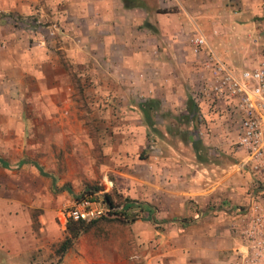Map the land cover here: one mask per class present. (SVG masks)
<instances>
[{"label": "crops", "instance_id": "obj_1", "mask_svg": "<svg viewBox=\"0 0 264 264\" xmlns=\"http://www.w3.org/2000/svg\"><path fill=\"white\" fill-rule=\"evenodd\" d=\"M187 1H190V5L197 6L198 10L194 15ZM249 1L252 0H244ZM211 3L212 0H156L152 4L146 2L144 6L127 8L123 0H0V65L7 86L6 91H0V103L18 106L21 104L20 100L28 94L41 97L62 96V100L70 97L72 84L67 79L61 55L73 67L81 69L77 71V77L81 85L90 90L94 103L107 100L120 105L129 104L134 98L141 101L151 99L159 103L157 109L152 111L153 116L160 110L177 112L175 101L178 102V96L181 97L180 112L192 122L193 118L190 119L193 115H189L186 110L188 97H182L184 91L188 90L197 105V115L200 110L207 121V130L203 134L206 148L204 152H229L243 158L240 161L214 164L204 162L184 166L186 182L192 179L197 181L199 178L202 181L198 188H191L184 193L195 198L202 215V210L210 208L213 200L219 203L217 211L221 215H224V209L229 212L234 207H244L255 193V176L243 166L245 152L238 145L241 116L235 101L212 92V86L218 79L213 71L211 58L222 62L235 75H240V72L230 66L237 62L230 60L224 48L229 43L233 29H249L250 20L248 24L237 20L238 16L245 17L242 13L247 12L245 14L249 18L261 17L264 22V0L258 15L255 11L239 10L235 22V19L228 17L229 7L225 2L206 9ZM15 15L30 16L33 19L32 26L17 23ZM40 23L45 26L38 25ZM205 23L212 27V38L220 41V47L214 48L213 52L210 50L207 53L209 61L207 59L204 63L201 57L206 49L195 53L193 40L203 36L201 33ZM194 30L197 33L192 36L190 32ZM190 35L192 43L187 38ZM17 36L19 41L24 40L20 41L24 44L22 51L17 49ZM28 77L33 78L36 86L31 93H27L23 85L24 78ZM197 79H200L199 83ZM52 116L55 117L51 112L26 113L21 110L0 113L5 121L0 124V137H15V140L9 139L6 142V147L0 146V159L9 165L8 168L0 165V186L3 189L0 191V264L83 263V259L75 255V243L59 257L53 253L60 243H36L33 239V226L35 228L37 225L39 232H44L47 229L44 225L48 221L47 217L52 215V210L48 208V200L52 199L49 187L52 191L59 189L71 194L70 187L63 186L67 181L74 186L78 185L77 177L74 174L61 177L55 173H47L42 167V161L38 164L25 161V164L18 167L24 161L19 160L21 156L12 159L5 154L7 151H14L23 153L22 157H32L33 150L37 148L40 151H52V146H56L59 151L68 142L78 161L77 170L73 172L77 176H87L90 168L95 166L90 155L94 144L89 130L47 128L36 122L37 119L51 120ZM58 118L63 116H56L55 119ZM38 136L49 137L45 145L43 138L37 140ZM193 140V137L189 140L191 144L196 143ZM12 165L17 171L5 174ZM36 166L46 175H42ZM171 166L167 178L169 192L176 184L171 176L175 164ZM103 168L105 169L103 165L102 169L99 166L98 170ZM127 168H134V164L127 165ZM151 170L153 172L146 182L159 187L160 174L155 173L152 168ZM48 174L53 175L51 181L43 178ZM8 177L12 190L5 191L2 183ZM127 179L132 186L126 184L123 191L136 192L133 186L140 184L138 177L129 174ZM130 198L145 200L142 203H147L138 189ZM1 201L8 202L1 204ZM145 214L143 220L152 218L153 213L150 216L147 213L138 215ZM58 219L65 225L61 212ZM171 220L187 224L185 219L177 218L165 219L163 223H173ZM215 223L212 225H215L216 232L211 235L214 237H208L204 224L199 228L205 243H137L140 250L136 255L138 264H232L236 250L242 248V243L231 232L229 218L221 216ZM208 238L213 243H208ZM148 244H152V248L157 250L142 251ZM113 257L114 253L109 250L103 259L107 260V264H116L110 260ZM121 258L124 259V255Z\"/></svg>", "mask_w": 264, "mask_h": 264}, {"label": "rangeland", "instance_id": "obj_2", "mask_svg": "<svg viewBox=\"0 0 264 264\" xmlns=\"http://www.w3.org/2000/svg\"><path fill=\"white\" fill-rule=\"evenodd\" d=\"M142 1L152 4L156 0ZM188 2L191 13L194 15L197 13L196 10L198 8L190 5V1ZM221 2H225L229 7L228 17L235 19L234 22L239 15L237 14L239 10L255 11L258 15L259 8L263 7V0L262 2L261 0L249 2H244V0H212V3L206 9L220 6ZM245 13L247 12L242 13L245 17L238 16L237 20L245 24H248V20H250L249 29L244 31L233 29L229 43L224 48L226 49L225 54L230 60L237 62L236 65L230 66L240 72V74L243 71L258 68L264 56L263 18L258 16L249 18ZM14 19H16L17 23L21 22L32 26L31 21L33 19L30 16L15 15ZM38 25L45 26L43 23ZM203 27L204 34H201L205 38L207 46L201 60L205 63L209 57L207 53L213 52L216 47H220V41L212 38L213 29L209 24L205 23ZM196 33L197 31L195 30L190 32L192 36ZM191 35L187 38L192 43L193 38ZM213 36H215V32ZM20 41L24 42V40ZM20 41L17 36V49L22 51L24 44ZM60 58L67 72V79L72 84L70 97L62 100V96L41 97L28 94V96H22L23 99L20 100L21 104L18 106L6 102L0 103V113L10 110H21L26 113L51 112L55 115V117L52 116L53 119H37L36 122L42 123L47 128H86L89 130L90 138L94 144V149L91 150L90 155L94 160L93 165H95V168L91 167L87 176L86 174L77 176L73 172L77 170L78 161L76 160V153L73 152L68 142L62 150L59 148V151L56 146H52V151H40V148H37L33 150L32 157H22L23 153L21 152L7 151L5 153L12 159L21 156L19 160L30 163L38 164L42 161V167L47 173H55L61 177L74 174L79 182L75 186L70 181L65 182L63 187H70L71 194L66 191V193H63L64 191L59 189L52 191L51 187H49L52 199L48 200V208H50V211L52 210V215L48 216L49 219L47 217L48 221L44 224L47 229L44 232H39L37 225L35 228L33 226L34 241L36 243H62L66 238L71 237L66 229L67 227L60 223L58 217H60V212L66 211L67 207L81 195L89 196L85 192L88 190L87 187L99 189L93 195L97 200L104 201L105 196L110 195L113 202L118 206L114 208L108 217L81 224L84 230L73 240V243H75V255L83 259L82 264H107V260L103 259V257L109 250L114 253V257L110 259L113 263L138 264L139 260L136 259V255L140 250L137 243H205L199 232V228L203 224L206 226L205 230H207L208 237H214L211 235L215 234L216 228L212 224L221 216L226 218L227 216H224L226 215L225 213L221 215L217 211L220 206L216 200L212 201L210 208L202 210L204 212H202L203 215L201 214L199 204L195 202V198L187 196V193L184 192H189L191 188H198L199 182L202 181L199 178L197 181L192 179L190 182H186L184 180L186 172L184 166L189 167V165L204 162L214 164L232 160L240 161L243 156L239 154L233 156L229 152H204L206 148H204L203 134L207 130V121L204 120L200 110L198 115L195 114L196 116L192 122L188 121L184 114L180 112L181 105L179 103L181 97H176L178 98V102L175 101L177 103L175 106L177 112L167 113L160 110L154 113V118L152 117L153 126H148L145 123L138 107L139 103L142 102L139 98H134L129 104L116 105L107 100L94 103L90 90L83 87L77 77V71L81 69L73 67L64 55H61ZM3 77V68L0 65V91L7 89ZM199 81L200 79H197L198 83ZM34 83L33 78H24V90L27 93H31L36 88ZM183 96L186 99V97H191L192 95L186 90ZM60 115L63 118L55 119L56 116L59 117ZM3 122L5 121L0 117V124ZM192 137L194 138L193 142H196L194 144L189 141ZM36 138L37 140L43 138L45 145V141L49 137L38 136ZM9 139L13 141L15 137H8L7 135L0 137V146L6 147L5 144ZM237 153H239V150ZM173 163L175 166L172 175H170L176 180V184L170 188L169 192L167 191V178ZM129 164H134V168L128 169L127 165ZM13 165L7 169L8 172L4 173L11 174L17 171V168ZM102 165L105 169L98 170L99 166L102 169ZM151 168L155 173L160 174L159 187H153L146 182L147 177L153 172ZM194 169L192 168V170ZM52 174L43 176V178L51 181ZM129 174L138 177L140 184L133 186L136 192L125 193L123 187L130 182L127 179ZM8 179L9 177L6 180L3 179L2 186H4L5 191L12 190ZM129 185L130 187L132 186L131 183ZM130 187H128V190ZM137 189L144 195V199H147V203L152 206L153 214L150 220L142 219L146 217V214L137 217L133 210H130L128 215L122 214L121 208L127 198L137 203L145 202V200L130 198L132 193H137ZM1 190L3 189L0 186ZM5 202L8 201H1V204ZM172 218L185 219L187 224L182 225L179 221L163 223V220ZM207 242L213 243V240L208 238ZM51 250L53 251L54 248ZM145 250L152 252L157 249L152 248V244H148L142 249V251ZM54 252L53 254H56V249ZM123 255L124 259L121 258ZM47 264L51 263L47 262Z\"/></svg>", "mask_w": 264, "mask_h": 264}, {"label": "built area", "instance_id": "obj_3", "mask_svg": "<svg viewBox=\"0 0 264 264\" xmlns=\"http://www.w3.org/2000/svg\"><path fill=\"white\" fill-rule=\"evenodd\" d=\"M193 43L195 53L206 49L203 36L196 37ZM211 62L218 79L212 92L235 101L241 116L238 145L245 152L243 166L255 176V193L249 203L229 212L222 211L230 220L231 232L242 243L232 264H264V56L258 68L240 75H235L217 59L211 58ZM94 194L81 195L61 212L64 224L68 220L90 223L113 212L106 200L99 201Z\"/></svg>", "mask_w": 264, "mask_h": 264}, {"label": "trees", "instance_id": "obj_4", "mask_svg": "<svg viewBox=\"0 0 264 264\" xmlns=\"http://www.w3.org/2000/svg\"><path fill=\"white\" fill-rule=\"evenodd\" d=\"M124 5L127 8H132V7H136V5L138 6H144V2L142 0H123ZM159 106L158 101H154L151 99H147L142 101L141 103H139L138 107L142 113L143 119L145 121V123L148 126H153V119H152V115L151 112L153 110H156L157 107ZM186 110L188 112V114H192L193 117H191L190 120H192V118H194L197 114V105L193 102V100L191 99V97L187 98L186 101ZM23 164H25V161H21L18 164L19 166H22ZM0 165L4 168H8L9 165L2 159H0ZM37 167V166H36ZM37 169L39 170V172L42 175H46L45 173H43L42 169L40 167H37ZM88 190L85 191L86 193H88L89 195L94 194L95 192H98L99 189L98 188H92V187H87ZM105 200L107 201V203L109 204V207L111 209L116 208L118 205H116L112 198L110 197V195H106L105 196ZM130 210H134L135 213H137V217L139 216L138 214L140 213H147L148 216H150L153 213V209L152 207L147 204V203H139V204H135V202L130 201V200H126L123 203V206L121 208V211L123 212L122 214H129ZM176 220H171V222H174ZM81 224H83L82 222H73L68 220L65 224V226L67 227V231L68 233L71 235L70 238H66L62 243L59 244V246L56 248V254L61 257L70 247H72L74 245L73 240L75 238L78 237V235L84 230L81 227Z\"/></svg>", "mask_w": 264, "mask_h": 264}]
</instances>
